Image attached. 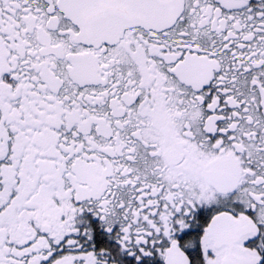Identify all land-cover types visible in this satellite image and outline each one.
<instances>
[{
  "label": "snow or ice",
  "instance_id": "6c2138e0",
  "mask_svg": "<svg viewBox=\"0 0 264 264\" xmlns=\"http://www.w3.org/2000/svg\"><path fill=\"white\" fill-rule=\"evenodd\" d=\"M0 264H264V0H0Z\"/></svg>",
  "mask_w": 264,
  "mask_h": 264
}]
</instances>
